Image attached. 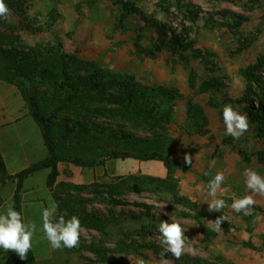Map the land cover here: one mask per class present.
<instances>
[{
	"label": "rangeland",
	"instance_id": "rangeland-1",
	"mask_svg": "<svg viewBox=\"0 0 264 264\" xmlns=\"http://www.w3.org/2000/svg\"><path fill=\"white\" fill-rule=\"evenodd\" d=\"M15 2L17 8L6 3L11 10L9 22L26 46L52 47L60 39L67 53L96 62L103 69L134 76L144 86L173 87L182 94L176 101L169 134L178 140L172 157L189 170L182 167L175 174L176 195L148 186L124 194L120 205H113L110 199L95 198L88 210L103 215L111 211L120 223L111 228L110 236L83 230V243L87 247L97 244L115 249L109 255L127 264H138L141 259L146 264H157L162 250L158 239L159 223L171 222L173 215L188 238V247L181 259L171 256L173 264H264V197H254L257 202L251 225L230 207L234 199L251 194L243 175L246 168L264 177V164L260 160L264 156V132L249 115L253 110H262L264 116V106L260 108L257 103L259 100L264 103V0ZM227 10L248 20L236 29L232 18L220 14ZM51 13L56 14V19H51ZM159 25L166 30V38H183L182 52L163 49L155 57L139 55L135 44L139 41L142 47L153 48L160 37ZM259 63L262 68L254 70L252 92H249L246 74L250 67ZM205 82L214 83L215 87L203 93L200 90ZM0 95L1 111L23 120L13 129L20 134L22 144H27L19 167L42 160L47 150L19 91L0 81ZM190 100L200 105L208 118L202 133L188 119ZM225 104H231L248 116L249 129L239 140L226 133L222 115ZM138 134L149 135L142 131ZM186 154L193 157L192 165L185 163ZM59 170L58 182L73 184L116 183L121 177L165 178L167 175L161 162L134 159L109 160L103 167L92 169L65 163ZM218 172L224 174L225 181L216 198L226 201L228 207L223 209L222 216L232 225L230 230L220 233L208 226V221H214L212 217L216 212L209 211L212 197L208 195L207 186ZM47 175L48 171L32 175L26 180L23 192L24 219L37 225L32 241L36 264H102L86 249L79 254H68L63 247L51 248L42 232V211L55 203L46 186ZM2 192L10 201L4 204L3 214L11 205L14 184L4 185ZM176 197L189 200L197 209L185 207ZM57 215L56 210L54 219ZM147 226L152 230L144 231ZM133 241L139 245L138 253L119 251L120 242ZM4 259L7 254L2 256L0 263Z\"/></svg>",
	"mask_w": 264,
	"mask_h": 264
},
{
	"label": "trees",
	"instance_id": "trees-1",
	"mask_svg": "<svg viewBox=\"0 0 264 264\" xmlns=\"http://www.w3.org/2000/svg\"><path fill=\"white\" fill-rule=\"evenodd\" d=\"M5 3L17 8L15 0H5ZM220 14L232 18L236 29L248 20L228 10ZM55 15L51 13V19H56ZM158 33L160 37L153 48L142 47L137 41L135 46L139 55L155 57L163 49L182 52L181 49L185 47L182 37L166 38L167 32L161 25L158 26ZM261 68L260 63L249 68L246 74L249 92H252L254 70ZM0 81L17 88L26 103L28 116L41 132L47 150L45 158L14 175L8 173L0 151V185H16L12 206L23 217L25 181L42 171H48L46 186L58 205L55 219L64 216L67 220L75 215L80 219L83 230L109 236L111 228L118 225L120 220L111 211L109 215L89 211L88 205L95 198L104 201L110 199L113 205H120L123 204L120 198L124 194L148 186L176 195L178 183L175 174L183 166L172 157L178 140L170 136L169 127L174 120L176 101L182 97L177 88L144 86L134 76L103 69L96 62L65 52L60 39L52 47L26 46L9 19L0 20ZM191 85L194 88V84ZM213 87L214 83L205 82L200 91L206 93ZM257 103L260 108L264 106L261 100ZM261 113L262 110H253L249 115L255 120L257 128L264 132V116ZM187 116L197 131L202 133L208 124L203 108L190 100ZM141 131L149 135L140 136L138 132ZM119 159L158 161L165 167L167 175L165 178L121 177L116 183L58 182L61 164L92 169L103 167L109 160ZM260 160L264 164V156ZM183 169L189 170L188 167ZM176 200L187 208L197 209L185 198L176 197ZM2 205L3 199L0 197V207ZM222 213L223 209L216 212L212 219L222 216ZM238 215L248 225L255 218L254 213L251 216H245L242 212ZM221 228L227 231L232 225L224 221ZM143 230L148 232L152 227L147 226ZM118 248L121 252H139V245L136 246L135 241L120 242ZM85 249L99 258L102 264H127L109 255L115 249L97 244L87 247L81 236L78 247L64 248L68 254H79ZM6 254L8 259L5 264L37 262L32 249L26 260H21L12 251L5 253L0 249V256ZM171 256L167 254L165 258L171 259Z\"/></svg>",
	"mask_w": 264,
	"mask_h": 264
},
{
	"label": "clouds",
	"instance_id": "clouds-1",
	"mask_svg": "<svg viewBox=\"0 0 264 264\" xmlns=\"http://www.w3.org/2000/svg\"><path fill=\"white\" fill-rule=\"evenodd\" d=\"M11 16V10L6 5L5 0H0V20L7 21ZM223 122L226 133L236 140H239L249 129V119L247 114H241L231 104H225L222 108ZM193 157L189 154L184 156L187 165H192ZM119 163V162H118ZM246 188L251 194L232 201L230 207L234 212L243 213L245 216L253 215L256 205L255 196L264 197V177L259 175L251 168H246L243 173ZM225 181L222 172H218L208 183V195L212 197L208 203L209 211L220 212L228 207L224 199H217V192ZM58 205L50 204L42 211V232L49 242L52 249L78 247L79 239L83 231L80 219L73 215L70 219L60 216L54 219ZM226 217H217L214 221H208V226L212 231L220 233L223 231L221 225L226 221ZM37 231V225L32 221H25L21 212L15 210L14 206L9 205L5 213L0 214V249L5 253L12 251L21 260L27 259V254L32 249V241ZM159 242L162 250L159 252L157 264H173V261L166 259V255L171 253L176 260H180L188 247L187 237L184 235L182 225L173 219L171 222L160 221ZM138 264H146L144 260H139Z\"/></svg>",
	"mask_w": 264,
	"mask_h": 264
},
{
	"label": "crops",
	"instance_id": "crops-1",
	"mask_svg": "<svg viewBox=\"0 0 264 264\" xmlns=\"http://www.w3.org/2000/svg\"><path fill=\"white\" fill-rule=\"evenodd\" d=\"M0 102L2 104V97L0 98ZM1 108H0V151L5 161L8 173L10 175H14L26 169L27 167L31 166L32 164L36 163L37 161L36 162L31 161L19 167V164H21L20 162L24 160V156H25L24 146L27 144H22L21 137L19 136L20 134L14 132L13 129H15V127L18 126L19 124H22L23 120H21V118H18V116L15 114L11 116V113L1 111ZM3 187L4 185H0V197L3 199V205L0 207V214H2L3 212L4 204L8 202L10 203V201L3 196V192H2ZM15 189H16V185L14 184V192ZM13 196L11 198L12 199L11 205L13 203ZM2 256H0V260L2 259ZM7 259H8V255H7ZM7 259H4V261L0 264L6 263L5 261H7Z\"/></svg>",
	"mask_w": 264,
	"mask_h": 264
}]
</instances>
